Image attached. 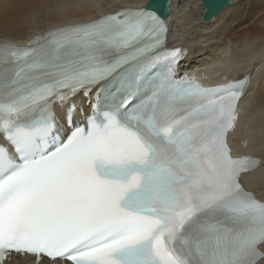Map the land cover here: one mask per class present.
<instances>
[{
    "label": "snow or ice",
    "instance_id": "1",
    "mask_svg": "<svg viewBox=\"0 0 264 264\" xmlns=\"http://www.w3.org/2000/svg\"><path fill=\"white\" fill-rule=\"evenodd\" d=\"M167 31L152 0L24 45L0 38V264L264 260V199L241 181L264 160L228 144L248 77L177 81ZM93 90L75 120L73 98Z\"/></svg>",
    "mask_w": 264,
    "mask_h": 264
},
{
    "label": "bare ground",
    "instance_id": "2",
    "mask_svg": "<svg viewBox=\"0 0 264 264\" xmlns=\"http://www.w3.org/2000/svg\"><path fill=\"white\" fill-rule=\"evenodd\" d=\"M147 1L0 0V37L23 41L35 31L43 32L124 7H143ZM199 1L171 0V11L165 18L171 24L173 42L183 47L184 58L179 62L178 70L190 71L205 85L220 82L223 75L236 79L248 73L249 89L239 104L237 123L228 139L235 151L264 155V37L250 35L251 28H264L259 24L264 23V0H234L209 23L201 19L204 12ZM221 23L227 24L217 35ZM214 39L217 45L213 58L198 59L203 49L200 44ZM85 100L82 94L73 98L75 104L83 106L84 112L88 108ZM63 114L62 110H57L61 120ZM81 117L77 111L74 119ZM238 138L247 141L246 147H240ZM243 182L258 199H264V164L245 174ZM261 247L264 249V245ZM26 259L25 263L34 264L30 258ZM40 264H48V261L43 260ZM258 264H264V260Z\"/></svg>",
    "mask_w": 264,
    "mask_h": 264
},
{
    "label": "water",
    "instance_id": "3",
    "mask_svg": "<svg viewBox=\"0 0 264 264\" xmlns=\"http://www.w3.org/2000/svg\"><path fill=\"white\" fill-rule=\"evenodd\" d=\"M234 0H200V5L203 7V15L201 17L204 23H209L212 19L216 18L220 15L221 11ZM152 2V0H148L145 5ZM158 7L160 8V14L162 18H165L169 15L170 2L171 0H156ZM144 5V6H145Z\"/></svg>",
    "mask_w": 264,
    "mask_h": 264
},
{
    "label": "rangeland",
    "instance_id": "4",
    "mask_svg": "<svg viewBox=\"0 0 264 264\" xmlns=\"http://www.w3.org/2000/svg\"><path fill=\"white\" fill-rule=\"evenodd\" d=\"M263 8H264V6H263ZM263 12H264V10H263ZM264 22V21H263ZM223 23H221V27H220V30H219V32L217 33V35L220 33V31H221V29L223 28V27H225V25L227 24V23H225L224 25H222ZM261 26H264V23H259ZM263 24V25H262ZM227 26H229V25H227ZM258 27V26H257ZM174 28V27H173ZM228 28V27H227ZM251 37H259V36H263L264 37V28H257V29H253V28H251ZM214 41H216V39H214V40H211V41H209V42H202L201 44H202V46H201V44H200V47L202 48L203 47V49H201L200 50V52H199V54H198V59H205V60H210V59H212L213 58V54H214V51L213 50H215V48H216V45H217V42L216 43H214ZM214 47V48H213ZM230 49V48H229ZM195 51H197V50H195ZM209 53V54H208ZM262 53V52H261Z\"/></svg>",
    "mask_w": 264,
    "mask_h": 264
}]
</instances>
